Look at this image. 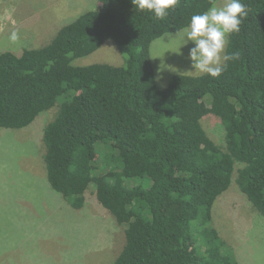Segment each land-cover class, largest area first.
I'll return each mask as SVG.
<instances>
[{
	"label": "trees",
	"instance_id": "1",
	"mask_svg": "<svg viewBox=\"0 0 264 264\" xmlns=\"http://www.w3.org/2000/svg\"><path fill=\"white\" fill-rule=\"evenodd\" d=\"M217 1L179 0L158 20L132 0H97L46 45L0 52V127L24 128L59 105L41 138L46 178L74 209L94 185L87 197L123 226L112 264H240L211 222L232 179L264 217V0H241L247 15L224 51L239 58L220 76L176 73L160 87L151 59L155 39ZM107 40L122 65L73 64ZM206 114L223 126L222 144L204 130Z\"/></svg>",
	"mask_w": 264,
	"mask_h": 264
},
{
	"label": "rangeland",
	"instance_id": "2",
	"mask_svg": "<svg viewBox=\"0 0 264 264\" xmlns=\"http://www.w3.org/2000/svg\"><path fill=\"white\" fill-rule=\"evenodd\" d=\"M222 3L218 0L214 6ZM97 6V0H0V52L19 54L25 48L42 47L72 17ZM13 30L19 40L10 44L8 36ZM183 30L151 44L160 87L176 73L199 75L188 55L194 43L180 45ZM91 63L122 65L124 56L113 40H107L73 60L76 65ZM58 107L39 113L24 128L0 127V264H112L123 245V226L95 198L87 197L93 184L79 209L70 207L49 186L41 138ZM201 124L215 143H223V126L216 116L206 114ZM101 146L97 144L99 151ZM135 182L125 178L123 184L130 187ZM211 214L212 225L240 264H264V217L253 211L233 179L214 201Z\"/></svg>",
	"mask_w": 264,
	"mask_h": 264
},
{
	"label": "clouds",
	"instance_id": "3",
	"mask_svg": "<svg viewBox=\"0 0 264 264\" xmlns=\"http://www.w3.org/2000/svg\"><path fill=\"white\" fill-rule=\"evenodd\" d=\"M138 10L150 11L158 20L167 17L169 10L175 8L179 0H132ZM247 15L245 5L241 0H223L222 6H212L207 11L194 14L183 30V43L189 41L194 46L189 50V59L193 71L198 74H207L218 77L226 69L225 61L239 58L238 52L224 54L226 37L228 34L239 32L243 18ZM19 40L16 30L9 36L10 44ZM176 52L179 54V46Z\"/></svg>",
	"mask_w": 264,
	"mask_h": 264
}]
</instances>
